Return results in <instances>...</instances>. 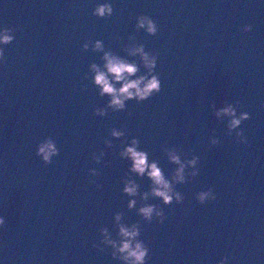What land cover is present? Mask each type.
<instances>
[{"label":"water","instance_id":"95a60500","mask_svg":"<svg viewBox=\"0 0 264 264\" xmlns=\"http://www.w3.org/2000/svg\"><path fill=\"white\" fill-rule=\"evenodd\" d=\"M105 2L112 15H92ZM141 15L155 22V35L136 27ZM9 29L13 39L0 44L4 264H124L100 242L101 229L119 240L116 214L138 227L149 249L145 264H264V3L43 0ZM97 40L102 50H93ZM138 46L156 56L160 91L114 111L90 65L103 68L109 52L136 64L135 79L147 73L130 54ZM228 104L237 117L248 114L231 131L230 117L215 115ZM100 108L105 115L95 114ZM112 129L124 135L112 137ZM133 138L169 181L178 165L167 151L185 163L184 181L172 184L179 202L164 204L146 176L129 171L120 152ZM46 139L57 149L49 163L37 155ZM128 179L134 197L122 192ZM145 205L163 222L138 214Z\"/></svg>","mask_w":264,"mask_h":264},{"label":"clouds","instance_id":"9594fccd","mask_svg":"<svg viewBox=\"0 0 264 264\" xmlns=\"http://www.w3.org/2000/svg\"><path fill=\"white\" fill-rule=\"evenodd\" d=\"M264 3V0H260ZM113 9L110 3H97L92 10V15L98 18H105L112 15ZM137 28H143L149 35H155L157 32V26L155 22L148 16H138L136 21ZM252 30L251 25H246L243 31L249 32ZM11 29L0 28V44L9 43L13 37L10 35ZM85 49L88 48V44L83 45ZM102 42L95 41L93 43V50H102ZM130 54L139 55L143 66L147 69L145 75H140L135 79L131 77L135 76L138 72V68L135 63H129L125 59L113 55L109 52L103 54V68L96 64L90 65V71L93 73L92 82L99 89L101 96L107 95L108 100L107 107L114 111H120L125 108V101L135 99L137 103L148 99L153 93L160 91V79L157 75L153 74V69L156 66V56L149 55L143 50V46H138L131 49ZM4 57L3 50L0 49V60ZM119 87H116V85ZM96 115H105L103 108L94 110ZM217 118L227 116L230 117L228 122L229 131L237 128L241 120L247 119V113H241L239 117L236 116V110L231 104H228L215 111ZM111 136L119 138L124 133L122 131L112 129ZM240 136V133H237ZM216 143V141H213ZM106 146L110 147V142L105 140ZM138 141L133 138L128 145H126L120 152L121 158H127L130 161L129 171L135 173L137 176H146L152 182L151 194L155 197H159L164 204H169L173 197L180 201L181 197L179 193L173 191V183H182L184 181V169L185 163L180 161L179 156L174 150H168L167 155L170 162L178 165L175 175L172 181L166 179L158 167L155 161H148V154L144 151H140L137 148ZM57 153V149L54 143L50 139H46L40 143L37 147V155H39L45 163H49L51 157ZM103 155V153H101ZM197 162V158L193 157L187 161L188 166H194ZM95 174V173H93ZM196 173L193 172L192 175ZM122 192L130 197H134L137 193V185L131 180L123 181ZM209 193H200L197 199L203 202ZM142 199L147 198V194H143ZM135 200H129L128 207L132 208L135 205ZM160 217L159 222H163V216L160 211H157L153 205H145L138 209L140 214L145 220H151L153 214ZM121 216L116 214L114 220L117 224V236L119 240L111 239L107 229H101L100 235L102 244L109 246L112 249V258L114 260H121L124 264H145V258L149 254V249L144 243L137 239L139 236V229L136 225L125 226L120 223ZM5 225L4 216L0 215V227ZM227 258H225L226 260ZM0 264H4V261L0 259ZM221 264H225L222 260Z\"/></svg>","mask_w":264,"mask_h":264}]
</instances>
